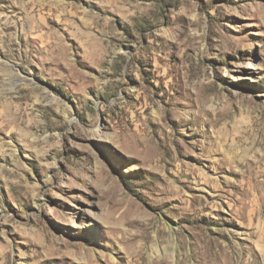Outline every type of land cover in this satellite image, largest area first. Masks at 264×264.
<instances>
[{
  "label": "rangeland",
  "instance_id": "1",
  "mask_svg": "<svg viewBox=\"0 0 264 264\" xmlns=\"http://www.w3.org/2000/svg\"><path fill=\"white\" fill-rule=\"evenodd\" d=\"M0 264H264V0H0Z\"/></svg>",
  "mask_w": 264,
  "mask_h": 264
},
{
  "label": "trees",
  "instance_id": "2",
  "mask_svg": "<svg viewBox=\"0 0 264 264\" xmlns=\"http://www.w3.org/2000/svg\"><path fill=\"white\" fill-rule=\"evenodd\" d=\"M126 186H128V185H126ZM128 187H129V186H128ZM128 187H127V188H128ZM128 189L130 190V188H128Z\"/></svg>",
  "mask_w": 264,
  "mask_h": 264
},
{
  "label": "bare ground",
  "instance_id": "3",
  "mask_svg": "<svg viewBox=\"0 0 264 264\" xmlns=\"http://www.w3.org/2000/svg\"><path fill=\"white\" fill-rule=\"evenodd\" d=\"M150 246V245H149Z\"/></svg>",
  "mask_w": 264,
  "mask_h": 264
}]
</instances>
